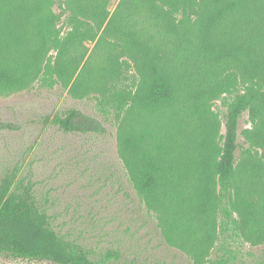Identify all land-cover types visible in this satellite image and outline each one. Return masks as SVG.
<instances>
[{
	"label": "trees",
	"instance_id": "trees-1",
	"mask_svg": "<svg viewBox=\"0 0 264 264\" xmlns=\"http://www.w3.org/2000/svg\"><path fill=\"white\" fill-rule=\"evenodd\" d=\"M107 1L77 0L66 37L55 26L60 15L50 0H0V93L25 88L41 70L47 83L55 74L78 97L96 94L99 113L121 122L129 175L170 244L200 258L220 229L226 237L241 232L251 242L250 235L264 240V0H120L109 18ZM179 14L198 20L194 34ZM96 39L88 54L84 42ZM131 62L142 74L136 89L125 74ZM219 89L229 99L225 133L215 146L204 122L205 99ZM135 105L141 114L129 118L125 113ZM246 111L254 127L245 131L250 144L242 146L238 166V126ZM190 112L197 115L193 124ZM52 122L68 132L106 130L76 108ZM237 167L242 182H235ZM0 253L55 264L120 258L116 250L94 257L91 248L58 232L34 183L17 168L0 175Z\"/></svg>",
	"mask_w": 264,
	"mask_h": 264
},
{
	"label": "rangeland",
	"instance_id": "rangeland-1",
	"mask_svg": "<svg viewBox=\"0 0 264 264\" xmlns=\"http://www.w3.org/2000/svg\"><path fill=\"white\" fill-rule=\"evenodd\" d=\"M119 1H107L108 18ZM50 2L51 11L60 15L55 26L67 37L72 29L68 18L78 13L77 0ZM178 18L191 34L196 32V18L183 14ZM97 40L84 42L88 54ZM55 55L56 50H51L49 59L53 60ZM126 71L136 89L142 80L141 72L133 62ZM38 75L23 89L0 93V123L10 124L0 128V175L17 168L20 176L30 178L38 203L48 210L58 232L91 248L94 257H100L107 250L118 251L120 258L116 264H256L264 259V240L258 242L257 235H250L256 241L251 242L241 232L226 237L220 229L209 252L200 258L170 244L158 214L148 208L129 175L118 140L121 122L106 120L99 113L96 94L78 97L70 91L71 84L65 86L55 74L51 83L45 81L41 70ZM239 81L238 87L242 89L245 79L241 77ZM228 99L229 95L220 89L205 99L209 107L205 109L204 122L210 128L215 146L221 144L225 133ZM70 108L99 119L105 132H68L52 122L56 114ZM135 108V112L129 115L126 112V116L135 118L141 114L140 108L136 105ZM189 120L193 124L198 120L197 115L190 112ZM138 122L141 125L140 119ZM160 124L159 138L165 126ZM253 127L248 112H244L238 126V166L243 161L242 146L250 144L245 131ZM238 169L235 182L241 181ZM218 259L227 262H217ZM0 263L55 264L3 253H0Z\"/></svg>",
	"mask_w": 264,
	"mask_h": 264
}]
</instances>
